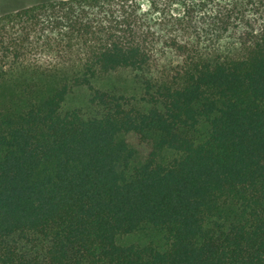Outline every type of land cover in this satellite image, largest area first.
I'll return each instance as SVG.
<instances>
[{"label": "trees", "instance_id": "obj_1", "mask_svg": "<svg viewBox=\"0 0 264 264\" xmlns=\"http://www.w3.org/2000/svg\"><path fill=\"white\" fill-rule=\"evenodd\" d=\"M0 264H264V0L0 11Z\"/></svg>", "mask_w": 264, "mask_h": 264}, {"label": "rangeland", "instance_id": "obj_2", "mask_svg": "<svg viewBox=\"0 0 264 264\" xmlns=\"http://www.w3.org/2000/svg\"><path fill=\"white\" fill-rule=\"evenodd\" d=\"M38 0H0V11L13 8L16 6L30 4L36 2ZM129 70H119L112 75V80L116 83L125 84L126 79L130 78ZM89 95V91L86 88H77L75 89L68 97V99L63 104V110H71L74 108H84L86 107L88 100L87 97Z\"/></svg>", "mask_w": 264, "mask_h": 264}]
</instances>
